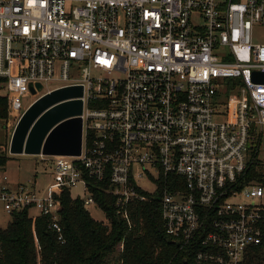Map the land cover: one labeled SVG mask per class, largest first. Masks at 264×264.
<instances>
[{
    "label": "built area",
    "instance_id": "2783aa9c",
    "mask_svg": "<svg viewBox=\"0 0 264 264\" xmlns=\"http://www.w3.org/2000/svg\"><path fill=\"white\" fill-rule=\"evenodd\" d=\"M256 27H264V0H0L10 112L21 118L43 94L83 86L81 154L39 155L54 166L47 193L34 179L11 184L4 174L5 210H27L33 222L47 216L64 243V191L81 185L83 196L72 198L109 220L92 190L101 185L127 231L134 207L160 191L177 247L168 264H264ZM145 176L150 192L140 186Z\"/></svg>",
    "mask_w": 264,
    "mask_h": 264
},
{
    "label": "trees",
    "instance_id": "16d2710c",
    "mask_svg": "<svg viewBox=\"0 0 264 264\" xmlns=\"http://www.w3.org/2000/svg\"><path fill=\"white\" fill-rule=\"evenodd\" d=\"M8 106L6 97L0 96V117L6 115ZM8 159L0 155V166ZM92 190L106 210L109 224L94 219L81 199L64 191L60 223L65 242L49 227L47 216L40 215L33 222L27 210L13 212L8 227L0 228V264H108L121 241L124 248L116 264L169 263L177 247L164 230L160 191L134 207V227L127 231L125 223L114 215L113 196L101 185Z\"/></svg>",
    "mask_w": 264,
    "mask_h": 264
},
{
    "label": "water",
    "instance_id": "95a60500",
    "mask_svg": "<svg viewBox=\"0 0 264 264\" xmlns=\"http://www.w3.org/2000/svg\"><path fill=\"white\" fill-rule=\"evenodd\" d=\"M253 78L264 81V73ZM42 89L41 84H37ZM32 93H36L31 87ZM83 86L53 89L31 104L19 119L10 143L11 154L79 155L83 140Z\"/></svg>",
    "mask_w": 264,
    "mask_h": 264
},
{
    "label": "rangeland",
    "instance_id": "374dc122",
    "mask_svg": "<svg viewBox=\"0 0 264 264\" xmlns=\"http://www.w3.org/2000/svg\"><path fill=\"white\" fill-rule=\"evenodd\" d=\"M255 41L264 42V27H256L254 31ZM222 82V81H221ZM58 83H50L46 87H54ZM7 90L0 84V96H5ZM236 92L231 98L229 107L233 110L236 105ZM7 99V98H6ZM31 100V99H30ZM29 100V101H30ZM8 101V99H7ZM20 117L12 114L8 108L6 115L0 117V155L9 157L5 166H0V183L3 175L7 174L10 181L27 182L29 179L36 180V188L39 192L47 193L49 186L53 183L54 166L51 161H44L39 155L27 154H11L9 152L11 139L15 127ZM259 160L264 162V139L261 143V148L258 154ZM156 178L155 172H152ZM142 189L150 192L154 189V184L149 180L148 176L143 177L140 181ZM73 197L83 196L82 186L78 185L71 189ZM264 202V199H263ZM91 216L99 221L109 222L105 214L98 208L92 207L89 210ZM11 215L5 210L3 202L0 201V228L6 229L11 221ZM122 242V241H121ZM121 242L115 247L114 254L109 258L108 264H116L119 261L121 253Z\"/></svg>",
    "mask_w": 264,
    "mask_h": 264
},
{
    "label": "crops",
    "instance_id": "0c3cea01",
    "mask_svg": "<svg viewBox=\"0 0 264 264\" xmlns=\"http://www.w3.org/2000/svg\"><path fill=\"white\" fill-rule=\"evenodd\" d=\"M9 180H10V178H9ZM10 182H11V184H16V183H18L20 181H10Z\"/></svg>",
    "mask_w": 264,
    "mask_h": 264
}]
</instances>
